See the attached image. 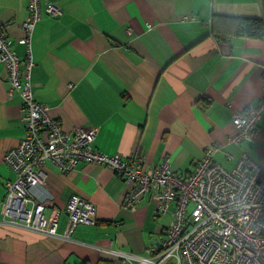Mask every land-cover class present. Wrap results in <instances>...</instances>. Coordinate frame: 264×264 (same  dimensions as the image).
Listing matches in <instances>:
<instances>
[{"label": "crops", "instance_id": "0c3cea01", "mask_svg": "<svg viewBox=\"0 0 264 264\" xmlns=\"http://www.w3.org/2000/svg\"><path fill=\"white\" fill-rule=\"evenodd\" d=\"M28 1L0 0V31L21 59ZM41 3L62 14L43 12L33 31L31 85L34 99L64 132L94 127L99 152L123 161L142 155L147 168L167 163L174 174L189 175L210 147L227 169L243 152L252 158V151L264 168V148L254 145L264 142V116L254 143L227 142L235 132L233 113L263 98L264 41L216 36L207 25L215 14L260 17V0ZM193 16L195 21L186 19ZM216 29L224 31L223 21ZM8 88L0 65V205L5 183L15 179L3 157L24 136L22 101L9 97ZM45 182L52 195L47 205L61 210L56 235L7 224L0 213V264H127L118 252L142 256L165 237L174 204L161 214L145 193L134 209L125 208L133 184L108 167L81 162L63 173L47 165ZM72 195L90 202L95 216L64 238V208Z\"/></svg>", "mask_w": 264, "mask_h": 264}, {"label": "built area", "instance_id": "2783aa9c", "mask_svg": "<svg viewBox=\"0 0 264 264\" xmlns=\"http://www.w3.org/2000/svg\"><path fill=\"white\" fill-rule=\"evenodd\" d=\"M43 12L50 17L62 14L52 4L42 7L41 0L28 1L22 23L24 36L18 41L26 46L23 59L0 31V65L7 73L9 97L17 94L21 98L20 120L24 128L18 145L3 157L15 179L5 183L0 205L2 222L41 235H56L61 210L47 205L52 195L46 190V166L69 173L82 162L108 167L133 184L125 208L134 209L145 193L151 195L161 214L168 213L174 204L165 237L148 246L142 256L118 252L123 263L264 264V169L247 153L240 154L233 169L215 161L213 147L205 150L189 175L172 173L167 163L147 168L142 155L123 161L119 155L109 156L96 150L94 127L76 126L71 132H64L49 108L34 99L31 39ZM186 19L195 21L194 16ZM263 116L264 95L258 105L233 113L235 132L227 142L252 144ZM64 211V238L70 237L78 225L91 223L95 216L93 205L77 195L70 197Z\"/></svg>", "mask_w": 264, "mask_h": 264}, {"label": "trees", "instance_id": "16d2710c", "mask_svg": "<svg viewBox=\"0 0 264 264\" xmlns=\"http://www.w3.org/2000/svg\"><path fill=\"white\" fill-rule=\"evenodd\" d=\"M260 3L262 7L260 17H239L215 14L212 19L207 22V25L210 26L212 34L216 36H237L264 41V0H260ZM218 21H223L224 31L216 29V23Z\"/></svg>", "mask_w": 264, "mask_h": 264}, {"label": "rangeland", "instance_id": "374dc122", "mask_svg": "<svg viewBox=\"0 0 264 264\" xmlns=\"http://www.w3.org/2000/svg\"><path fill=\"white\" fill-rule=\"evenodd\" d=\"M255 142V141H254ZM253 142V143H254ZM264 143V142H263ZM263 143H259L258 141H256L255 142V147L259 144L262 148H264V144ZM253 145V146H254ZM248 147H250V146H248ZM254 149V148H253ZM251 156H252V159L258 164V161L260 160V155L259 154H257L256 152H254V151H252V153H251ZM259 166L262 168V169H264L260 164H259ZM191 209H192V205H189V207H188V210L189 211H191ZM169 224V223H168Z\"/></svg>", "mask_w": 264, "mask_h": 264}]
</instances>
